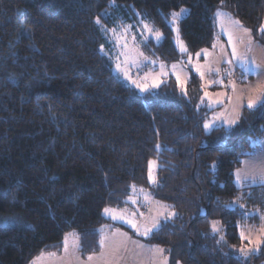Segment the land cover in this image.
<instances>
[{"label":"trees","instance_id":"obj_1","mask_svg":"<svg viewBox=\"0 0 264 264\" xmlns=\"http://www.w3.org/2000/svg\"><path fill=\"white\" fill-rule=\"evenodd\" d=\"M182 8L188 54L213 45L217 10L264 50V0H0V264L61 255L67 233L79 236L85 259L101 251L103 226L160 246L168 264H264V246L240 253L254 247L240 229L264 213V185L234 182L251 140L264 136V109L245 108L232 129L205 133L199 77L186 83L187 96L174 79L139 94L100 51L109 31L97 17L106 29L142 20L163 35L144 44L146 54L183 60L169 25ZM131 185L177 215L148 237L112 223L103 210L126 207ZM234 200L245 208L224 207ZM213 220L221 232H212Z\"/></svg>","mask_w":264,"mask_h":264},{"label":"snow or ice","instance_id":"obj_2","mask_svg":"<svg viewBox=\"0 0 264 264\" xmlns=\"http://www.w3.org/2000/svg\"><path fill=\"white\" fill-rule=\"evenodd\" d=\"M221 5H223V0H221ZM187 12V9H180L179 12H172L171 13V23L175 25L181 18V16ZM215 18L217 21H221V32L224 35H227L228 37V45L231 48V53H228L224 50H221V55L217 63H227L229 65V69L225 70V74L229 77L233 75L232 67H238L241 72V80L246 79L249 75H255L257 77L264 74V67H262L260 64H258L253 56L250 54L253 51L254 46V40L252 38V30L244 27L243 24L239 20H234L230 15L227 13H224L220 10H217L215 13ZM222 18H227L231 30L224 28L222 23ZM95 23L97 25H100L101 31L107 33L108 31H111L113 35L117 39V43L121 39L124 40V48L128 49V43H127V33L131 30V25H127L124 28V34L123 35H117V31L115 28L113 29H106L101 24V19L99 17L96 18ZM143 25V31L147 32L150 36H152L157 41L162 39V33H160L158 30L153 29L149 26L148 23H144L141 21ZM174 32L177 33V44L179 46V50L181 53H187V47L184 44L183 40L179 37V28L174 27L172 29ZM236 32L243 33L244 36L247 37V40L243 38V36H237L235 35ZM259 32L261 35H264V24H261L259 27ZM145 40L148 39V36L144 37ZM132 40L135 41L136 37L133 36ZM243 46V51L240 50V47ZM216 45L213 44V48H215ZM100 51L104 52V46H100ZM128 51L122 52L121 55L125 57L123 66L120 63H117L116 70L117 72H120L125 80H128L132 85H134L141 93L144 92H150L152 89H156L160 87L161 83L163 82L161 80V77L168 76L169 73L165 70V65L161 64L160 68L161 71L157 75L153 76L151 72L145 73L143 78L133 79L130 75V70L133 67L139 68L141 64L143 63L142 60L139 59V57H143V53H138L136 57H132L128 54ZM205 55V58H207V49H201L200 52L196 53L197 58L201 56V54ZM147 57H143V60H147ZM153 64H155V61H152ZM187 65H192V69L195 70L197 73H199L201 80H204L205 76L208 74H216L219 75L221 69L219 67L217 68H207V70H204V65L199 64L198 62L196 64H192V58L189 56V60L187 62ZM187 65H184L183 62H181V66L178 70V65L173 64L171 66L172 68V75L176 77V83L177 87L180 88L183 95L187 96V90L185 88V85L187 83V78L182 79L181 74L183 73V70ZM149 80H151V83H149ZM223 81L221 79H215L209 81V84H222ZM208 85H202V88H206ZM231 87L233 93L237 92V84L234 80H230L229 84L225 87ZM248 92L250 93L248 96V102H247V108L249 110H253L256 108L264 109V84H257L255 87H249ZM213 95L215 98H213ZM205 96L209 98V105L208 107L213 106H219L223 104L224 97L226 96V93H216V94H209L208 92H205ZM204 96H202L201 103L204 101ZM229 103L233 105V112L234 115L231 116H225L224 113H217L214 115L213 119L211 121H205L204 123V130L207 132L209 130H212L216 128L217 126L224 127L225 130H230L233 128L234 125H237L240 118L241 113L238 111V109H241L244 107V90L241 89L239 95H236L235 97L228 96L227 97ZM198 109L200 105L198 104L196 106ZM217 121H220V124H217ZM161 146L157 145V148L159 149ZM241 163L249 165L247 169H237L234 173L236 176L235 183L237 186H241L242 184L248 183L251 184H261L264 185V160L261 161L259 165H255L252 163V161H242ZM153 161H149V170H148V181L149 183L156 184L157 180L153 175ZM212 170L214 171L216 168V162L214 161L211 165ZM131 188L133 192L136 191V186L131 185ZM143 189H140V192H143ZM146 199H150V196L148 194L145 195ZM129 200L133 204H135L137 201L132 197H128ZM160 207L167 209L168 205L160 204L159 201L156 202ZM237 204V201L232 202H226L224 204L225 208H232ZM241 209L245 208L244 204L238 205ZM103 213L105 216H109L113 221H119L122 224H127L136 235L138 236H144L148 237L150 234H152L155 231H159L161 228V222L160 217H163L164 221L167 222L168 220L174 218L177 214L175 212H167L166 214L164 212L157 213V216L155 218L148 217L145 218L143 213L139 214V219L137 218V214L135 211L129 213L128 209H115L111 207H105L103 210ZM250 214L248 212H243V217H248ZM262 220H264V217H261ZM5 223H8V221H5ZM220 221L213 220L211 222V230L213 233H219L222 231V228L220 227ZM101 232H103V229H101ZM69 237H73L72 242V249L73 252L78 251L80 249V238L76 233H67L64 237V251L65 253H68L69 251ZM240 239L241 241H247L248 244L254 245L252 248H246L244 246H241L240 253L247 257L250 253L254 254L255 252L259 251V249L264 246V228L260 230L259 235L253 239L251 233L249 232L246 234L244 230H241L240 232ZM224 240V236H220V240L217 241L219 244L221 241ZM131 243L135 246L137 249L145 250V246L143 244H140L139 241L132 240L131 237H129L127 232H122L120 229H115L112 231L111 236H105L101 235L99 244L101 251L99 255H89L87 260L89 264H93V262H99V264H119V262L124 259L123 253H131L134 250L128 248V244ZM146 251L152 253V261L153 264H155V261L157 257L163 254L165 251L163 248H160L158 246H153L150 249H146ZM136 255H139V253H135ZM51 255H55L54 253ZM34 264V261L32 262ZM162 264H167V258L165 257L162 261ZM179 264V262H177Z\"/></svg>","mask_w":264,"mask_h":264},{"label":"rangeland","instance_id":"obj_3","mask_svg":"<svg viewBox=\"0 0 264 264\" xmlns=\"http://www.w3.org/2000/svg\"><path fill=\"white\" fill-rule=\"evenodd\" d=\"M222 12H224V11H222ZM224 13H226V12H224ZM185 14L186 13H184L181 16L180 20L185 16ZM228 15H230V14H228ZM232 19L237 20L234 17H232ZM141 21L142 20H138L137 22H133L132 24L129 22L121 23L115 28L117 31V35H123L125 26L131 25V30L127 33L128 49L124 48V40L123 39H121L119 41V43H117L116 37L113 35V33L111 31H109V33L107 35V45L104 46V52H102V54L105 55L109 59L111 65H112L113 71L116 74H118L119 77L127 85L134 88L139 94H144L146 92L141 93L128 80H125L123 75L120 72H117V70H116L117 63H120L123 66V63L125 60V57L123 55H121V53L128 51V50H131L128 52V54L132 57H136L138 55V53H143V57L148 58L147 60H143V57H139V59L143 61L141 66L139 68H136V67L131 68L130 75L133 79L143 78L145 73H149V72H151V74L153 76H155L158 73H160V71H161L160 65L163 64V65H165V70L169 73V75L161 77V80L163 82L167 79L168 80L174 79L176 81V77L171 74L172 73L171 66L173 64H177L178 70H179V67L181 66V62H183L184 65H187V62L189 60V56H191V58H192V64L193 65L198 62L199 64L204 65L205 71L209 67H211V68L219 67L221 69L219 75H216L214 73L208 74L205 76L204 80H201L199 73H197L195 70L192 69V65H187V67L184 68L183 73L181 74V78L182 79L187 78V82L189 81V79L192 75H196L201 80L202 85H208L206 88H202V96H204L205 98H204L203 103H201V100L199 103L200 109L202 108V109L206 110L207 112L208 111L210 112L209 115L207 116V118L205 119V121L206 120L211 121L213 119L214 115H216L217 113H224L225 116L234 115L235 113L233 112V105L231 103H229L227 97L228 96L235 97L236 95H239L241 89L244 90V101H243L244 107L241 109H238V111L242 114L243 110L245 108H247L246 105L248 102V96L250 94L248 92V88L250 86L255 87L257 84H264V74H262L259 77L255 76V75H249L246 79L241 80L240 69L238 67H235V66L232 67L233 75L231 77H229L225 74V70L229 69V65L227 63H219L218 64L217 61L220 58L221 50H224L228 53H231V48L228 45L227 35H224L221 32V21H217L216 18H215V29H216L215 31L216 32H215V40L213 43L216 45V47L213 48V45H212L210 48H204V49L208 50L207 58H205V55L203 53L201 54V56L199 58H197L196 53L200 52L201 50H199L198 52L193 53V54H188V50H187V53H183V54H186L184 59L181 61H178V62H174V63H166V62L156 60L152 55L146 54L144 52V49H143L144 44L148 43L150 40L151 41L153 40L155 43H158L160 40L157 41L152 36H150L147 32H144L143 31V25H142ZM178 22L175 25H173L171 23V19H170L169 25L173 29L174 27H178ZM144 23H147V22H144ZM222 23H223L224 28L231 30V26H230L227 18H222ZM149 26L152 27L153 29H155L152 25L149 24ZM155 30H157V29H155ZM235 35L243 36V38L245 40H247V37L244 36L243 33L236 32ZM133 36L136 37L135 41L132 40ZM145 36H148L147 40L144 39ZM179 37H180V34H179ZM162 38H163V35H162ZM176 38H177V33L174 32V40L173 41H174L178 51L180 52ZM180 39H181V37H180ZM254 42L255 43L253 46V51L250 55L255 58V60L258 64H260L262 67H264V50L262 49V47L260 46V44L258 42H256V41H254ZM240 50L241 51L244 50L243 46L240 47ZM152 61H155V64H153ZM215 79H221L223 81V83L222 84H209V81L215 80ZM230 80H234L237 84V92L236 93H233L230 86L225 87L226 85L229 84ZM149 83H151V80H149ZM205 92H208L209 94L226 93V96L224 97L223 104H221L219 106H213L211 108L208 107L209 98L207 96H205ZM213 98H215L214 95H213ZM217 124L219 125L220 121H217ZM218 127H220V126H217L216 128H218ZM203 129H204V124H203ZM210 131L211 130L206 132L204 130L205 133H209ZM262 160H264V136H262L260 138H254L251 140L250 150H249L247 156L243 159V161H252V163L255 165H259ZM248 167H249V165L242 163V165L238 169H247ZM153 168L156 169L155 164H153ZM154 169H153V173H154ZM235 181H236V176L234 175V182ZM257 184H259V183H257ZM257 184H251V185H257ZM247 185H249V184L245 183V184H242L241 186H238V187L241 188L242 186H247ZM140 189H143L144 191L140 192ZM146 194H148L150 196V199L145 198ZM130 196H132L137 201L135 204H133L131 202V200L127 199L126 202L128 205L126 207H124V208L115 207V209L119 210V209L127 208L129 213L135 211L138 219L140 218L139 217L140 213H143L145 218H148V217L155 218L157 216V213H159V212H164L165 214L167 212H174L171 205L166 204V203H162L159 201L160 204L170 206L167 209L160 207V205H158L156 203L158 200H156L152 196V194L150 193L149 190H146L144 188L136 187V191L133 192V190H132ZM237 205H239L238 201H237V204L235 206H237ZM256 213L259 215V218H260L259 222L257 224H255V223L248 224L247 225L248 227H243L240 229V232H241V230H244L246 232V234H248L250 232L253 239H255V237L257 235H259L260 230L262 228H264V220L261 219V217H264V213H261L260 211H257ZM105 217H107L112 223L122 224L119 221H113L109 216H105ZM161 221H164L163 217H160V222ZM122 225H125L128 229H130L132 231V233H135L133 231V229H131L127 224H122ZM101 229H103V232H101V235L103 234V235L108 236V237H110L112 231L115 230V229H111L108 226H103V227H101ZM128 235H129V237H131L132 240L139 241L140 244H143L145 246V250L137 249V248H135L134 245L129 243L128 248L133 249L134 251L131 253H127V252L123 253L125 258L122 259L119 262V264H153L152 253L146 251V249H150L153 246H158V245L145 244L140 239L134 238L130 234H128ZM142 237H144V236H142ZM72 242H73V237H69V251H68V253H65V251H64L63 255H45V256L34 259L33 260L34 264H89V262L87 260L88 257H86L85 259H82L78 255L77 251L73 252ZM252 246H254V245H252ZM158 247H160V246H158ZM99 253L92 254V255H99ZM135 253H139V255H136ZM165 257L166 256L163 252L162 255L157 257L155 264H162V261L164 260ZM32 262H31V264H32ZM93 264H99V262H93ZM167 264H168V260H167Z\"/></svg>","mask_w":264,"mask_h":264},{"label":"crops","instance_id":"obj_4","mask_svg":"<svg viewBox=\"0 0 264 264\" xmlns=\"http://www.w3.org/2000/svg\"><path fill=\"white\" fill-rule=\"evenodd\" d=\"M63 253H64V250H63ZM63 253L61 255H63ZM77 253H78V251H77Z\"/></svg>","mask_w":264,"mask_h":264}]
</instances>
